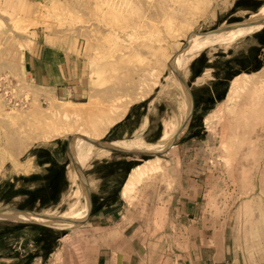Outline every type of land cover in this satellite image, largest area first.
I'll use <instances>...</instances> for the list:
<instances>
[{
    "label": "rangeland",
    "instance_id": "obj_1",
    "mask_svg": "<svg viewBox=\"0 0 264 264\" xmlns=\"http://www.w3.org/2000/svg\"><path fill=\"white\" fill-rule=\"evenodd\" d=\"M260 16H264V0H0V197L10 199V192L24 195L20 191L28 189L25 186L28 177L19 175V171L34 168L43 172L44 168L36 166L40 156L47 157V146L54 149L58 144L67 151L68 186L59 204L46 201L34 211L63 215L77 200L74 195L80 193L79 209L85 214L88 206L85 218L84 214L79 220L64 217L68 220L64 224L44 221L56 229L59 237L65 236L69 243L77 242L78 235L73 229L87 220L91 209L83 181L68 154L69 150L73 154L75 151V158L81 162L78 148L74 149L76 140L81 139L101 151L83 168L88 180L93 173L92 165L100 161L131 163L137 167L159 158L163 164L162 171L139 185L140 189L133 193L136 200L124 201L121 192L125 180L120 182L117 199L120 214L114 225L120 223L125 228L135 222L132 232L123 237L138 238L140 231L153 230L160 234L151 237L161 238L165 220L151 219L155 203L158 199L167 200L173 190L186 189L188 179L200 184L201 202H206L213 221L225 216L235 219V210L243 200L250 195H264V186L261 192L260 187L256 191L260 181L264 184V26H237L223 32L222 38L204 44L209 46L181 73L196 101L192 118L189 116L193 97L169 64L174 66L180 59L188 40L187 48L195 37L205 36L201 33ZM245 32L236 40L218 44ZM244 40L257 44L262 61L259 65L254 61L251 66L252 62L244 65V59L240 58V62L233 60L232 65L226 64L232 59L226 55L236 52L237 45ZM37 44H47L52 52H60L67 58L68 71L76 73L77 83L85 88L81 96L51 95L30 82L26 63ZM226 65L233 68L232 76H224L223 72L228 71ZM242 73L254 75V83H259L260 88L243 94V101L234 108L228 97L233 79ZM250 96L257 104L247 109ZM135 104H143L149 111L161 135L168 126L176 129L169 141L152 142L153 137L148 136L147 144L160 143L151 151H164L163 155H126L97 146L78 134L85 130L93 132L101 126L107 132L97 140L112 143L108 137L110 128ZM211 114L213 130L205 123ZM32 161L34 165L29 169L28 163ZM182 179L185 183L181 181L179 188L178 180ZM14 205L17 202L0 200V208ZM158 209L157 214L167 212L166 206ZM124 214L126 217L121 218ZM101 221L93 219L95 223ZM254 231L249 238L258 239L259 252L255 255L258 263L264 264L262 212ZM250 244L255 246V243L246 245Z\"/></svg>",
    "mask_w": 264,
    "mask_h": 264
},
{
    "label": "crops",
    "instance_id": "obj_2",
    "mask_svg": "<svg viewBox=\"0 0 264 264\" xmlns=\"http://www.w3.org/2000/svg\"><path fill=\"white\" fill-rule=\"evenodd\" d=\"M254 45L252 40L239 43L236 52L226 55L232 58L226 64L232 65L233 60L240 62V58H243L244 65L249 61L252 62L251 66H254V61L259 65L262 51L256 47L257 44L255 47ZM28 61L26 65L30 69V82L43 87L47 93L56 96L63 93L81 96L85 92L84 86L76 81V73L68 71L67 58L62 57L60 52H52L47 44H37L28 54ZM225 67L229 72L224 71V76H232L233 68L229 69V65ZM195 102L193 97L192 116ZM164 134L165 129L161 135L160 127L154 126V121L143 104H135L114 123L108 137L115 145L135 139H142L147 143L149 135L153 137L150 139L152 142H157ZM53 148L47 146V157L40 156L36 165L44 168L43 172L34 168L32 171H19V175L21 173L28 177V183L25 184L28 189L20 191L24 195L10 192V199L6 200L5 195L0 197L1 202H17V206L0 208L4 209V212H0V264H259L255 255L259 252V245H256L258 239H251L249 235H254L261 212L264 213V195H250L235 210V219L225 216L216 222L212 219V212L206 209V202H201L200 184L197 180L188 179L185 180L188 183L186 189L173 190L167 200L158 199L155 203L151 219L165 220L163 228L167 229L166 233L164 230L161 232V238L151 237L160 234L153 230H139L140 237L127 238L123 235L132 232L131 227L135 222L125 228H121L120 223L114 225V220L120 214L117 211L120 194L118 188L120 182L125 180L122 186L124 189L131 171L136 167L131 163L110 160L92 165L93 173H90L89 180L86 179L90 188L89 217L81 226L73 229L78 235L77 242H67L64 240L65 236L59 237L56 229L48 226L44 220H35L37 218L28 213L43 206L46 201L55 204L60 202L66 185L68 186L67 151L61 150L58 144ZM68 154L72 158L70 150ZM32 164L33 161L28 163L29 169L34 165ZM81 167L86 176L82 164ZM181 181L183 179L178 180L179 188ZM263 186L260 181L256 185V191L260 187L261 192ZM122 192V198L128 202ZM23 196L24 199L21 198ZM164 206L167 212L157 214L158 208ZM87 214L86 204L84 218ZM125 217V214L121 216ZM93 219L102 221L95 223ZM68 235L67 232L66 236ZM247 243H255V246L250 244L249 247ZM179 245H183L182 248ZM166 252L171 253L168 255Z\"/></svg>",
    "mask_w": 264,
    "mask_h": 264
},
{
    "label": "bare ground",
    "instance_id": "obj_3",
    "mask_svg": "<svg viewBox=\"0 0 264 264\" xmlns=\"http://www.w3.org/2000/svg\"><path fill=\"white\" fill-rule=\"evenodd\" d=\"M223 34H224L223 32H220V33H215V34L214 33L213 34H208V35H205V36H202V37L201 36L195 37L190 42V47L187 48V49H185L180 54V57H179L180 59L177 58V61L175 60L176 62L174 63V68L176 67L175 69L179 73H183L188 68V65L192 61V59H194L203 49H205V48H207L209 46V45L208 46H204V44L222 38V35ZM246 34L247 33L245 32V33H242V34L237 35L235 37H231V38L225 39V40L219 42L218 44H222V43L225 44V42H230V41L236 40V39H238V38H240V37H242V36H244ZM212 44H214V43H212ZM189 53H191V54H189ZM182 76H183V74H182ZM253 76H252V74H248V73H244L243 74L242 73L241 75H239L235 79H233L232 85H231V89H230V93H229V97H228V102H229V104L232 107L235 108L237 105L240 104L241 101H243L242 100L243 99V94H245L246 92H249V91L258 90L260 88V86H259L260 84L259 83H254L255 82L254 81L255 80L254 79L255 76H254V78H253ZM155 83H157V82H155ZM147 94H148V92H147ZM143 95H145V94H143ZM142 97L143 96H141V98ZM144 97H146V96H144ZM249 99L251 100V103L248 106L245 105V107L247 109L248 108L249 109H252L253 106H255L257 103L253 99V96H250ZM257 102H258V100H257ZM222 105L224 106L223 103H222ZM183 109H184V112H185V110L187 109V104H185V107ZM124 112H126V111H124ZM215 112H216V110H215ZM216 119H217V117H216ZM205 122H206V126L208 128H212V124L214 122V115L211 114L210 116H208L206 118V121ZM105 125L107 126V124H105ZM213 129L214 128H212V130ZM175 130L176 129H174L173 126H171V127L168 126L167 129L165 130V134H164L163 138L161 139V141H163V142L169 141L172 138V136L174 135V133H175L174 131ZM106 132H105V129L104 128H101V126H100V127L95 128V130L93 132H88L87 130H85V133L84 132H79L78 134L81 135V136H84V137H88L90 139L97 140L98 138H101L100 136L103 135V133H106ZM159 144L160 143H158V144H147L142 139H135L129 145L122 144V142H121L119 146H122V147H125V148H130V149H133V150L135 149V150L151 151V150H155L159 146ZM74 147H75L74 149H77L78 148V152H79L78 153V157L81 159V163H82L83 167H85L87 165V163L90 161V159L92 157H94L96 155L97 156L98 155H101V151L95 150L94 148L89 147V145L87 144V142L84 143V140H81V139H77L76 140V142L74 144ZM72 149H73V147H72ZM74 149H73V151H74ZM74 153H75V151H74ZM103 154H104V152H103ZM162 170H163V164L161 163V160L159 161V158L158 159L147 160L143 164H141L138 167H136L132 171L131 175L129 176V178H128L125 186H124V189H123V192L122 193H123V196L125 197V199L132 200L133 201V199L137 198V197L134 198V194L133 193L136 192V189L137 188L140 189L139 188V185H141V184L143 185V183L147 179L151 178L153 175L157 174L158 172H160ZM74 179H75L74 180V183L76 184V178H74ZM74 196H75V198H77V200H75V202L70 206V208L68 209V211H66L63 215H55L54 213H45V214L52 215V216H59V217H63V218L64 217L65 218H73L74 220H76V219H78V220L79 219H82L84 213H83L82 210L79 209V203H80V199L79 198H80L81 195H80V193H77ZM81 203H82V201H81ZM133 205H135V204H133ZM33 217L37 218L35 220H44V221H50L51 222V220H48L47 218H43V217H39V216H35V215ZM30 220H32V218ZM69 221H71V220H69ZM64 223H60L59 222L58 224H64ZM71 226H72V224H71Z\"/></svg>",
    "mask_w": 264,
    "mask_h": 264
},
{
    "label": "water",
    "instance_id": "obj_4",
    "mask_svg": "<svg viewBox=\"0 0 264 264\" xmlns=\"http://www.w3.org/2000/svg\"><path fill=\"white\" fill-rule=\"evenodd\" d=\"M252 25H264V16H260V17H257V18H253V19H250L248 21L241 22V23H238V24L224 26V27L218 28V29L213 30V31H210V32L201 33V35H207V34H210V33L225 32V31L231 30V29H233V28H235L237 26H252ZM190 37H191V35H190ZM190 37H189V39H190ZM188 46H189V40H188V43H187L186 47L184 48V50L187 49ZM169 66H170L171 70L173 71V73L176 75V77L185 86V88L187 89V91L189 92V94L193 97V94H192V91H191V87L189 86V84L187 83V81L184 79V77L182 76V74L179 73L174 68V66H173L172 63H170ZM192 111H191V114L189 116L190 118L192 116ZM178 136L179 135H177V137L175 138V140L172 142L171 147L175 145V142H176ZM84 138L86 140H88L89 142L97 145V146H100L102 148L109 149V150L114 151V152H120V153H126V154H133V155H138V156H147V157H156V156H160V155H163L164 154V151L129 150V149H124V148H121V147H118V146H114L112 143H104V142H101L99 140L90 139L88 137H84ZM72 158H73V161L75 163V166H76V168H77V170L79 172V175H80V177H81V179L83 181V184L85 186V190L87 191V193H88V195L90 197L89 184H88V182H87V180H86V178H85V176L83 174L82 167L79 164V162L75 159V156H74L73 153H72ZM0 212H4V209H0ZM28 213H31V214H33L35 216L47 218L48 220H51V221H54V222L64 223V222H67L68 221L67 219H65L63 217H59V216L47 215V214H42V213H38V212H34V211H32V212L30 211Z\"/></svg>",
    "mask_w": 264,
    "mask_h": 264
}]
</instances>
